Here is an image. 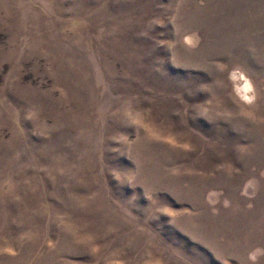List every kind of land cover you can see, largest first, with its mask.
<instances>
[{"label": "rangeland", "instance_id": "obj_1", "mask_svg": "<svg viewBox=\"0 0 264 264\" xmlns=\"http://www.w3.org/2000/svg\"><path fill=\"white\" fill-rule=\"evenodd\" d=\"M0 264H264V0H0Z\"/></svg>", "mask_w": 264, "mask_h": 264}]
</instances>
